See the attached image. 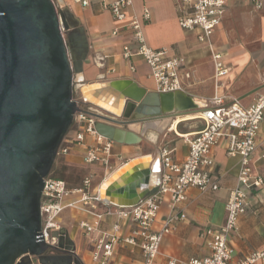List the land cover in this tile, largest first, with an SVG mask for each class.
I'll return each instance as SVG.
<instances>
[{
  "label": "water",
  "instance_id": "obj_1",
  "mask_svg": "<svg viewBox=\"0 0 264 264\" xmlns=\"http://www.w3.org/2000/svg\"><path fill=\"white\" fill-rule=\"evenodd\" d=\"M88 50L62 0H0V264H82L66 228L52 232L56 244L40 232L43 180L77 111L96 118L100 135L133 145L141 135L124 126L197 107L180 91H148L129 79L82 86ZM74 89L96 111L80 108ZM160 168L159 153L153 161L133 157L101 182L98 195L106 204L134 205L158 185Z\"/></svg>",
  "mask_w": 264,
  "mask_h": 264
},
{
  "label": "built area",
  "instance_id": "obj_2",
  "mask_svg": "<svg viewBox=\"0 0 264 264\" xmlns=\"http://www.w3.org/2000/svg\"><path fill=\"white\" fill-rule=\"evenodd\" d=\"M74 1L86 7L92 0ZM251 2L256 8L262 6V0ZM182 3L178 25L182 29H199L197 39L206 43L210 51L217 86L219 78L227 73V66L222 53L216 51L209 39L225 12L226 0H182ZM131 4V0H101L102 9L109 11L119 23L110 35L117 36L125 31L129 34V41L121 45V56L124 59L139 56L144 60L149 67L155 91H180L184 80H190L195 70L185 66L183 57L169 55L166 49H153L146 43L142 24L150 19V12L144 9L139 17L130 13ZM262 79L264 81V73ZM76 101L84 110L94 107L85 97L80 96ZM82 104L88 105L87 108L82 107ZM212 104L200 112L203 126L194 133L181 135L183 142L188 145L183 161H173L171 149H160L159 183L134 205L104 203L96 187L93 191L94 175L91 173L84 176L75 187L68 186L63 179L45 176L40 197V232L44 241L56 244L57 239L52 236V232L61 228L60 214L69 210L77 215V228L90 238L93 261L108 264L116 247L122 245L139 248L143 263L151 264L158 255L163 235L171 232L176 223L184 218V214L175 212V209L187 199L188 189L218 188L211 175L214 167L212 149L224 142L226 155L239 157L237 183L229 191L225 203L224 223L217 229L205 230L206 245L209 248L207 255L187 260L168 258L166 264H254L264 259V248L234 259L235 250L229 243V234L236 229L238 217L248 209L250 195L260 194L264 198V178L253 173L249 165L250 156L257 148L259 126L264 122V93L257 95L247 107L241 106L236 99L224 103L222 97L217 96L213 97ZM95 121L96 118L77 111L56 155H65L73 146H82L83 163L99 167L104 180L122 160L113 152L114 141L95 130ZM86 137H91L92 141L87 143ZM260 157L264 160V152ZM166 198L171 212L161 227L154 230L155 217ZM125 228L128 229L126 234Z\"/></svg>",
  "mask_w": 264,
  "mask_h": 264
},
{
  "label": "crops",
  "instance_id": "obj_3",
  "mask_svg": "<svg viewBox=\"0 0 264 264\" xmlns=\"http://www.w3.org/2000/svg\"><path fill=\"white\" fill-rule=\"evenodd\" d=\"M62 1L78 19L88 40L89 62L83 65L82 71L86 84L94 83L101 77H105L106 80L100 81L129 79L148 91H155L154 82L149 75V67L144 60L139 56L129 59L121 56V45L129 41V34L125 31L117 36L110 35L119 23L109 11L102 9L101 0H92L86 7L80 6L74 0ZM131 1L130 13L140 17L144 9L150 12V19L142 24L146 43L153 49H166L169 55L183 57L185 66L195 70L190 80H184L180 92L189 96L194 103L196 100L202 101L203 105L196 103V109L187 112H197V117L194 119L199 120V125L180 126V123L185 121H179L175 128H170L173 119L170 118L131 123L124 127L141 135L137 130L140 126L147 133L148 140L159 141L157 153L162 147H167L172 150L173 161L181 162L188 152V145L183 142L181 135L194 133L203 126L200 112L205 106L213 105L214 96L222 97L224 103L236 99L241 106L247 107L257 95L264 93L262 79L264 0L260 8H256L251 0H226L225 12L209 39L216 51L222 53V59L227 66V73L219 78L217 86L213 77L214 67L210 51L206 43L197 39L199 29H182L178 25L177 18L183 8L182 0ZM163 128L166 130L162 135L155 132ZM151 132L156 135H150ZM91 141V137H86L87 143ZM133 145L114 142L113 152L122 160L117 164V168L139 155L150 154L154 157L155 154L150 150H145L141 154L135 153L132 149ZM78 152L83 160L82 146ZM262 152H264V122L259 126L257 148L249 161L253 173L264 178V160L260 157ZM212 157L214 167L211 175L217 182L218 188L188 189L187 199L175 209V212L183 213L184 218L176 223L171 232L163 235L158 255L151 264H166L168 258L181 260L201 258L209 253L204 232L207 228L217 229L224 223L225 203L229 191L237 183L239 169V157L227 156L224 142L212 149ZM170 212L171 208L166 198L155 217L154 230L161 227ZM127 232L128 229L125 228L124 233ZM229 243L235 250L234 259L264 248V198L260 194L250 195L248 209L238 217L236 229L229 234ZM92 250L90 238L87 242L83 241L79 251L75 244V253L82 264H98L92 260ZM108 264L144 263L139 248L119 245ZM254 264H264V259Z\"/></svg>",
  "mask_w": 264,
  "mask_h": 264
},
{
  "label": "rangeland",
  "instance_id": "obj_4",
  "mask_svg": "<svg viewBox=\"0 0 264 264\" xmlns=\"http://www.w3.org/2000/svg\"><path fill=\"white\" fill-rule=\"evenodd\" d=\"M83 74V73H82ZM96 80H106L105 77L97 78ZM87 81L83 77V83H86ZM80 93L78 89H74L73 97L76 100L80 99ZM88 105L82 104V107L87 108ZM92 108V107H91ZM91 111H96V108L94 107L91 109ZM192 114L197 116V112H192ZM181 115V114H178ZM177 116V115H176ZM120 119V118H119ZM166 120H169L170 118H165ZM164 119V120H165ZM199 125L200 122L198 119H193L189 121H185L180 123V126H188V125ZM141 135L142 139L140 142L132 146V149L135 153L141 154L145 150H150L153 154H157V149L159 148V141H150L146 138L145 130L140 128L137 129ZM162 130H155L157 134L162 135ZM182 138V137H181ZM80 146H73L69 152L65 155H56L54 162L52 164V167L48 173L49 176L63 179L68 186L75 187L78 186L81 183V180L84 176L88 174L94 175V182H93V191L94 187H97L99 182L102 180L101 178V170L97 166H87L83 163V160L80 157V153L78 152V149ZM155 156V155H154ZM77 215L73 212H70L69 210H64L59 217V224L61 227H64L68 230L70 237L73 239L74 243L76 244V247L78 251L80 250L81 245L83 244V241L89 239L88 235H85L80 230H77L75 218Z\"/></svg>",
  "mask_w": 264,
  "mask_h": 264
},
{
  "label": "bare ground",
  "instance_id": "obj_5",
  "mask_svg": "<svg viewBox=\"0 0 264 264\" xmlns=\"http://www.w3.org/2000/svg\"><path fill=\"white\" fill-rule=\"evenodd\" d=\"M82 78H83V74H81L80 75ZM99 81V80H98ZM90 84V83H89ZM83 85H87L86 83H82V86ZM85 99L86 100H89V99H87L86 97H85ZM196 103L197 104H199V105H203L202 103V101H199V100H196ZM100 108H101V105H98ZM98 107V108H99ZM103 108H105L106 109V107H103ZM117 114V113H116ZM197 116L196 115H194V114H192V113H187V114H183V115H177V116H175V117H173V119H172V121H171V123H170V128H175L176 127V125H177V123L179 122V121H186V120H190V119H194V118H196ZM150 135H156V134H154L153 132H151V134ZM150 155V154H149ZM151 156V155H150ZM152 157V156H151ZM155 158V156L154 157H152V161H153V159ZM115 171V170H114ZM113 172V171H112ZM111 172V173H112ZM110 173V174H111ZM109 174V175H110ZM106 177H108V176H106ZM153 177V176H152ZM101 181H103V180H101ZM100 181V182H101ZM99 182V183H100ZM101 184V183H100ZM100 184L96 187V190H97V192H98V188H99V186H100Z\"/></svg>",
  "mask_w": 264,
  "mask_h": 264
}]
</instances>
